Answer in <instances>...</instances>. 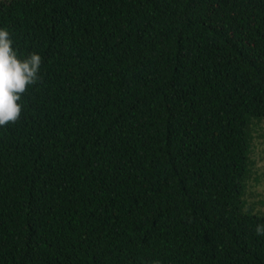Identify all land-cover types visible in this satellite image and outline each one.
Here are the masks:
<instances>
[{
	"label": "trees",
	"instance_id": "trees-1",
	"mask_svg": "<svg viewBox=\"0 0 264 264\" xmlns=\"http://www.w3.org/2000/svg\"><path fill=\"white\" fill-rule=\"evenodd\" d=\"M0 28L42 57L0 127V264H264V0H1Z\"/></svg>",
	"mask_w": 264,
	"mask_h": 264
},
{
	"label": "clouds",
	"instance_id": "clouds-1",
	"mask_svg": "<svg viewBox=\"0 0 264 264\" xmlns=\"http://www.w3.org/2000/svg\"><path fill=\"white\" fill-rule=\"evenodd\" d=\"M10 33L0 28V127L16 122L22 113V94L39 78L42 57L38 53L19 58ZM256 234L264 236V224Z\"/></svg>",
	"mask_w": 264,
	"mask_h": 264
},
{
	"label": "rangeland",
	"instance_id": "rangeland-1",
	"mask_svg": "<svg viewBox=\"0 0 264 264\" xmlns=\"http://www.w3.org/2000/svg\"><path fill=\"white\" fill-rule=\"evenodd\" d=\"M1 1V0H0ZM257 126L254 127L253 133V152L251 158L253 159L255 169V176H258L259 183L256 184L254 188H251V191L254 193L250 202L261 201L263 205L255 207L256 210L264 212V119L261 121H256Z\"/></svg>",
	"mask_w": 264,
	"mask_h": 264
}]
</instances>
